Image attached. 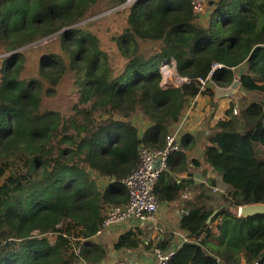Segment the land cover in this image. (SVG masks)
I'll return each instance as SVG.
<instances>
[{
	"label": "trees",
	"instance_id": "obj_1",
	"mask_svg": "<svg viewBox=\"0 0 264 264\" xmlns=\"http://www.w3.org/2000/svg\"><path fill=\"white\" fill-rule=\"evenodd\" d=\"M128 3L0 0V54H9L0 61V264H105L109 249L94 238L108 209L128 203L122 180L137 169L141 148L164 150L190 100L215 98V87L236 79L246 94L238 114L232 105L205 148V162L230 198L219 210L209 209L203 190L195 201L182 200L186 185L177 175L188 170L196 143L190 134L169 154L155 195L161 203L183 201L180 230L191 239L169 264H264V215L232 211L264 203V0H219L208 25L190 0ZM117 7L127 19L112 38L117 50H105L87 21ZM53 35L36 77H26L27 56L19 50ZM165 60L191 82L165 89ZM215 64L223 67L203 85L199 79ZM66 78L77 95L69 114L47 103ZM137 112L148 123L143 132L131 120ZM173 238L156 247L173 249ZM143 244L128 232L114 249Z\"/></svg>",
	"mask_w": 264,
	"mask_h": 264
},
{
	"label": "crops",
	"instance_id": "obj_2",
	"mask_svg": "<svg viewBox=\"0 0 264 264\" xmlns=\"http://www.w3.org/2000/svg\"><path fill=\"white\" fill-rule=\"evenodd\" d=\"M218 1L219 0H206L207 5L200 19L201 24H209L210 14L212 12L211 6ZM241 71L242 69L239 68L237 73L240 74ZM239 90L236 92L237 94ZM235 96L236 94L232 97L217 98L215 96V98H212L209 95H198L187 103L180 120L175 123L169 131V133L171 132L178 135L181 147V138L183 135L190 134L196 139L194 147L187 152L189 161L188 170L177 175L178 183L184 181L186 185L182 196L183 201H195L197 193L203 190L206 197L210 199L208 203L209 209H215L213 207V199H222L221 195H225V192L220 189L222 186L221 184L226 186L222 181V176L212 170L205 162V148L208 144L207 136L210 134V130L220 121L229 119L227 116L228 111H230L232 105H238L237 101H235ZM132 123L134 124L133 120ZM147 126V121L143 119V123L141 122L140 128H138L143 132ZM224 199L223 197L222 201ZM183 201L177 203H162L156 225L130 219L118 225H114L104 231L103 234L96 236L94 238L95 243L109 249L105 264H155L156 260L153 255V248L156 247L161 240L167 241L174 236L172 247L173 249L178 248L181 244V237H187V234L180 230V221L184 212ZM215 210H219V208ZM217 223L218 222L212 224L214 229ZM128 232L137 235L145 241V244L133 250L122 249L116 251L114 249V244L122 235ZM149 242L154 246L151 249L148 247Z\"/></svg>",
	"mask_w": 264,
	"mask_h": 264
},
{
	"label": "built area",
	"instance_id": "obj_3",
	"mask_svg": "<svg viewBox=\"0 0 264 264\" xmlns=\"http://www.w3.org/2000/svg\"><path fill=\"white\" fill-rule=\"evenodd\" d=\"M190 1L194 13L202 15L205 11L206 0ZM222 67V64H215L207 79H199V81L205 85L207 81H210L212 74ZM160 73L162 75V85L165 89L181 88L191 82V79L182 77L177 73L174 60L163 61L160 66ZM233 113L235 115L238 114L237 105L234 106ZM180 147L178 135L170 132L166 137V147L164 150L152 151L145 147L141 148L140 162L137 169L128 178L122 180V183L129 191V201L125 205L113 206L108 209L97 236L103 234L110 227L130 219L156 225L162 203L155 195V185L160 173L166 168L169 154L173 151H178ZM189 241L191 239L188 237H181L180 246ZM178 248L163 251L159 247H154L152 251L156 260L155 264H169Z\"/></svg>",
	"mask_w": 264,
	"mask_h": 264
},
{
	"label": "rangeland",
	"instance_id": "obj_4",
	"mask_svg": "<svg viewBox=\"0 0 264 264\" xmlns=\"http://www.w3.org/2000/svg\"><path fill=\"white\" fill-rule=\"evenodd\" d=\"M133 2L134 0H130L128 4H131ZM124 7L105 9L103 13L87 21V22H92L94 24L92 26V30L101 38L102 45L105 50H111V51L117 50L114 42H112V38L116 37L117 35H120V33L122 32L125 26L127 13L123 11ZM119 10L122 11L120 12ZM55 37L56 35H53L50 38L39 41L33 45H30L20 50L21 52H25L27 56V68L24 71V75L26 77H30V76L36 77L38 61L45 52V50H43V46L51 41L54 42ZM7 55L9 54L6 55L0 54V61L2 60V57ZM115 58L118 60V64H119V56H115ZM235 94H236L235 101H237V104L240 101V99L246 95L241 89L239 90L238 94L237 93ZM76 100H77L76 89L72 86V80H70V78H66L59 85L56 96L52 99H48L47 103L49 107L61 111L65 114H69L70 112H73V105L76 102ZM143 119L144 118L142 117V114L139 112L135 113L134 116L131 118L134 124L139 128L141 122L143 123ZM142 128H143V124H142ZM221 185H222L220 188L221 191L225 192L224 196L221 195L222 199L223 197L229 199L230 197L229 196L226 197V195L227 193L230 192V190L228 189V187L224 186L223 184ZM222 199L221 198L213 199V203H214L213 207L215 209H218L220 206L224 204ZM232 211L234 214L238 215L239 208H233Z\"/></svg>",
	"mask_w": 264,
	"mask_h": 264
},
{
	"label": "water",
	"instance_id": "obj_5",
	"mask_svg": "<svg viewBox=\"0 0 264 264\" xmlns=\"http://www.w3.org/2000/svg\"><path fill=\"white\" fill-rule=\"evenodd\" d=\"M238 89H240V82L239 80H235L234 83L229 88L216 87L215 96L217 98L232 97ZM216 213L217 211L215 212V214ZM258 215H264V203L248 204L239 207V212H238L239 217L250 218Z\"/></svg>",
	"mask_w": 264,
	"mask_h": 264
}]
</instances>
